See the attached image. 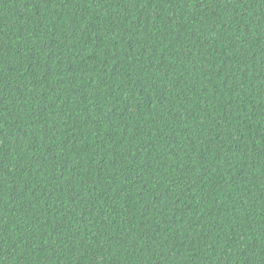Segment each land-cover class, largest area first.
<instances>
[{
  "label": "trees",
  "instance_id": "16d2710c",
  "mask_svg": "<svg viewBox=\"0 0 264 264\" xmlns=\"http://www.w3.org/2000/svg\"><path fill=\"white\" fill-rule=\"evenodd\" d=\"M0 264H264V0H0Z\"/></svg>",
  "mask_w": 264,
  "mask_h": 264
}]
</instances>
